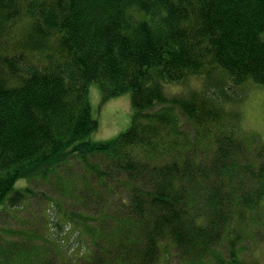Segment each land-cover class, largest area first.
<instances>
[{
  "label": "trees",
  "instance_id": "16d2710c",
  "mask_svg": "<svg viewBox=\"0 0 264 264\" xmlns=\"http://www.w3.org/2000/svg\"><path fill=\"white\" fill-rule=\"evenodd\" d=\"M221 73L264 86V0H0V228L30 182L80 163L44 230L68 222L80 249L47 264H168L169 242L186 264H241L264 235V141ZM93 82L131 92L111 140L85 138ZM22 241L0 238V264H40Z\"/></svg>",
  "mask_w": 264,
  "mask_h": 264
},
{
  "label": "rangeland",
  "instance_id": "374dc122",
  "mask_svg": "<svg viewBox=\"0 0 264 264\" xmlns=\"http://www.w3.org/2000/svg\"><path fill=\"white\" fill-rule=\"evenodd\" d=\"M220 77L225 80L226 90L233 97L237 98L239 95L242 97L241 101L233 103V108L241 113V124L246 133H254L260 141H264V86L237 85L231 82L230 78H227L223 73ZM206 80V75L199 76V79L190 81L189 87H202ZM183 87L188 88L187 86ZM104 95L105 92L98 82L91 83L89 98L92 105V115L98 120L99 127L96 131L87 135L86 139L93 141L111 140L126 131L131 125L133 115L131 92L111 96L107 99L104 98ZM83 171L84 169L80 163H73L70 168H61V175L52 174L51 178L48 177V181L46 179H36L30 182V197L23 204L13 207L11 212H6L3 215L0 238L10 237L15 240H23L21 243L27 242L28 246L47 248L42 250L41 255H35V262L40 264H47L49 260H56L55 255L57 254L60 258L65 257V259H68L72 252H77L81 245L77 239L78 233L72 234V232H69L68 222L65 221L62 224L55 219V222L51 224L53 229L48 230L45 234L44 230L47 225L45 216L49 211L56 212L55 208L52 207L53 200L63 199L67 202L66 208L71 207L72 200L65 196V190L62 188L61 183L76 182L79 186H83L84 183L82 182L85 177L80 175ZM89 180L90 183H93L91 179ZM46 209H49V211L46 212ZM64 229L65 231L62 232ZM20 231H28V233H21ZM66 232L68 233L66 234ZM47 234L53 239H58L64 235L71 237L60 240V243L53 242L55 246L50 248L45 242ZM28 235L32 236L31 240L21 237ZM168 244L165 249L169 250L170 253L172 252L173 257L167 259L164 252L161 261L168 260V264H186L177 256V249H174V244L170 242ZM240 251L243 253L241 264H264V235L257 233L247 238ZM205 264H210L209 260Z\"/></svg>",
  "mask_w": 264,
  "mask_h": 264
}]
</instances>
